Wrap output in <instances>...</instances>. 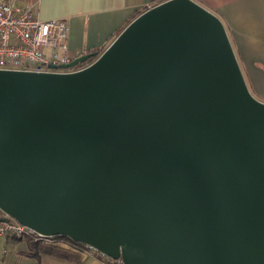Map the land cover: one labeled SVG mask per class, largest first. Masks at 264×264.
I'll return each mask as SVG.
<instances>
[{
  "label": "water",
  "instance_id": "water-1",
  "mask_svg": "<svg viewBox=\"0 0 264 264\" xmlns=\"http://www.w3.org/2000/svg\"><path fill=\"white\" fill-rule=\"evenodd\" d=\"M0 69V208L124 264H264V101L194 0L98 54Z\"/></svg>",
  "mask_w": 264,
  "mask_h": 264
},
{
  "label": "crops",
  "instance_id": "crops-1",
  "mask_svg": "<svg viewBox=\"0 0 264 264\" xmlns=\"http://www.w3.org/2000/svg\"><path fill=\"white\" fill-rule=\"evenodd\" d=\"M164 0H14L43 20L67 21L71 56L103 50L137 14ZM222 21L250 92L264 101V0H194ZM0 236V264H118L100 253L57 246L62 255Z\"/></svg>",
  "mask_w": 264,
  "mask_h": 264
},
{
  "label": "built area",
  "instance_id": "built-area-1",
  "mask_svg": "<svg viewBox=\"0 0 264 264\" xmlns=\"http://www.w3.org/2000/svg\"><path fill=\"white\" fill-rule=\"evenodd\" d=\"M150 7L145 8L144 10ZM67 21L63 18L40 19L30 4L17 6L14 0H0V69L35 72H72L89 63L61 67L77 56L67 50ZM0 236L30 237L42 244H55L76 249L68 241L44 235L21 224L0 208ZM80 250L100 253L85 244ZM104 255V254H103ZM118 264H124L120 259Z\"/></svg>",
  "mask_w": 264,
  "mask_h": 264
},
{
  "label": "trees",
  "instance_id": "trees-1",
  "mask_svg": "<svg viewBox=\"0 0 264 264\" xmlns=\"http://www.w3.org/2000/svg\"><path fill=\"white\" fill-rule=\"evenodd\" d=\"M101 51H102V50H97V51H96V55H98ZM95 57H96V56L91 57V58L85 60L84 62L79 63L78 65H82V64H85V63H89V62H91ZM16 238L24 239L28 244H36V243H40V242H37V241L33 240L32 238L27 237V236H26V237H16ZM55 239H57L58 241H59V240H60V241H68V242H70L72 245L76 246V249H77V250H80V248H83L84 245H85V244L82 243V242L73 241V240H71V239H69L68 237L63 236V235H55ZM43 247H44V249H46V250H48V251H50V252H56V253L62 255V252H61L60 250H55V249H54V248L57 247V245H55V244H44Z\"/></svg>",
  "mask_w": 264,
  "mask_h": 264
}]
</instances>
